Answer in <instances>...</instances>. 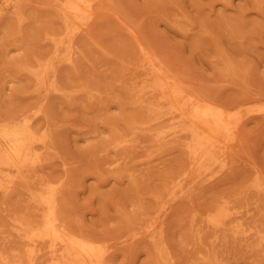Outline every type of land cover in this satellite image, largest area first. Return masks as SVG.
<instances>
[{
    "label": "rangeland",
    "instance_id": "1",
    "mask_svg": "<svg viewBox=\"0 0 264 264\" xmlns=\"http://www.w3.org/2000/svg\"><path fill=\"white\" fill-rule=\"evenodd\" d=\"M0 264H264V0H0Z\"/></svg>",
    "mask_w": 264,
    "mask_h": 264
},
{
    "label": "bare ground",
    "instance_id": "2",
    "mask_svg": "<svg viewBox=\"0 0 264 264\" xmlns=\"http://www.w3.org/2000/svg\"><path fill=\"white\" fill-rule=\"evenodd\" d=\"M166 87V86H165ZM202 116L206 119V120H209L214 127H219L220 123L223 122V119H222V112L220 110H215L214 107L208 105L207 107H205L202 111ZM225 128V132L227 133V135L233 137L234 134H235V129L232 128V127H228L227 125L224 126ZM53 212L51 209H48V214L51 215ZM50 226V225H49ZM54 228V227H53ZM54 231V230H53ZM57 232V231H56ZM58 233V232H57ZM74 239V238H73ZM72 245L81 250V251H86L85 248H88L89 245L87 247H85V244L81 241V240H78V239H75L74 241H72ZM66 248V247H65ZM91 246L88 248L90 249ZM94 250V249H93ZM90 251V250H89ZM88 252V251H86ZM84 253V252H83ZM89 254V253H87ZM86 255V254H85ZM68 258V257H67ZM69 259V258H68ZM67 259V260H68ZM67 262V261H66Z\"/></svg>",
    "mask_w": 264,
    "mask_h": 264
}]
</instances>
